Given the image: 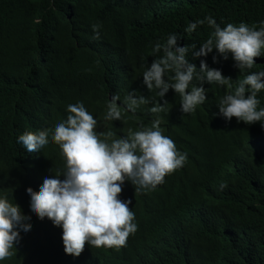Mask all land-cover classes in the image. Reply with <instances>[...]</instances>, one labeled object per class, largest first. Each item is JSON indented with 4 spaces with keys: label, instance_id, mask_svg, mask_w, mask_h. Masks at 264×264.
Instances as JSON below:
<instances>
[{
    "label": "trees",
    "instance_id": "1",
    "mask_svg": "<svg viewBox=\"0 0 264 264\" xmlns=\"http://www.w3.org/2000/svg\"><path fill=\"white\" fill-rule=\"evenodd\" d=\"M205 15L221 28L240 22L258 27L264 0H0V195L30 223L18 251L3 264H264V137L257 133L260 122L226 121L218 114L217 101L243 75L231 56L223 60L215 49L193 59L190 48L188 60L199 68L204 59L234 80L233 89L205 83L206 101L190 115L181 114L180 98L169 89L160 128L186 154V163L154 191L135 193L127 181L121 186L119 197L131 201L137 225L125 246L115 251L85 243L72 257L63 251L62 230L47 218L41 225L29 210L25 190L38 192L45 178L63 169V158L55 144L27 153L16 138L54 129L66 119V106L78 101L97 119L98 131L117 138L138 122L150 124L151 105L107 122L105 104L131 89L152 96L141 83L154 59L151 46L178 33L179 46L198 49L212 29H184ZM97 23L98 40L91 28ZM254 62L250 71L264 70V56ZM257 98L264 107V90Z\"/></svg>",
    "mask_w": 264,
    "mask_h": 264
},
{
    "label": "clouds",
    "instance_id": "2",
    "mask_svg": "<svg viewBox=\"0 0 264 264\" xmlns=\"http://www.w3.org/2000/svg\"><path fill=\"white\" fill-rule=\"evenodd\" d=\"M205 24L212 32L198 49L195 44L179 46L178 33H171L163 42L151 46L149 56L154 59L143 71L141 83L152 96L145 97L131 89L123 97L113 94L105 104L103 120L107 122L122 121L124 112L135 114L143 106L151 105L147 108L154 117L150 124L138 122L136 130L130 127L117 138L113 131H98L97 119L78 101L66 106V119L54 129L26 131L16 138L27 153H41L55 144L63 158L62 170L53 178H45L38 192L28 188L25 193L29 210L40 219L39 223L42 225L47 218L62 230L65 254L78 257L85 243L90 248L119 251L137 229L129 208L131 201L119 197L121 186L127 181L135 193L154 191L164 184L166 176L186 163V154L160 128V113L167 112L169 103L164 98L169 89L179 96L182 115L192 114L205 103V83L233 89L234 80L222 75L219 69L208 67L204 59H200L199 68L190 63V48L193 59L206 57L213 49L223 60L231 56L233 67L243 79L235 81V88L219 98L218 114L226 121L235 118L237 123L260 122L257 133L264 137V107L262 99L257 98L264 90V70L250 71L256 64L254 58L264 56V20L258 27L240 22L221 28L205 15L189 22L184 32L193 33ZM100 27L98 23L91 25L93 39L100 38ZM212 59L215 63L216 55ZM61 175L63 179L58 178ZM29 232L28 217L18 205L0 195V264L16 254L21 234Z\"/></svg>",
    "mask_w": 264,
    "mask_h": 264
}]
</instances>
